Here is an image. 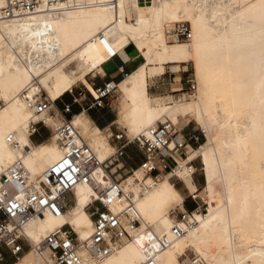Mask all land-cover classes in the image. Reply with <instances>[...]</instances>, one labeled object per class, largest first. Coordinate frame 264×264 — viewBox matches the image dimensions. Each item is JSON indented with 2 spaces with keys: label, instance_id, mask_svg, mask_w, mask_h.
I'll return each instance as SVG.
<instances>
[{
  "label": "bare ground",
  "instance_id": "bare-ground-1",
  "mask_svg": "<svg viewBox=\"0 0 264 264\" xmlns=\"http://www.w3.org/2000/svg\"><path fill=\"white\" fill-rule=\"evenodd\" d=\"M132 1L151 13L150 17L140 14L136 28L126 20L125 0H89L54 12L42 0L40 11L0 22V176L20 159L32 182L38 184L63 156L54 136L34 145L30 128L36 118L37 122L47 121L49 127L54 123V131L64 120L55 122L64 117L58 108L53 111L56 106L51 112L35 115L28 98L36 99L45 90L55 102L79 81L96 95L86 80L88 71L80 68V74L75 75L69 68L79 61L97 60L102 54L111 58L112 54L131 52L139 66L123 83L115 84L128 99L122 120L134 134L129 137L141 136L170 114L179 125L194 119L207 141L192 151L193 160L188 161L201 157L207 213L200 216L196 212L198 226L174 239L169 213L183 205V195L170 182L171 175L138 195L137 180L142 175L135 170V175L125 178L124 186L137 194L141 220L149 227L169 230L160 235L152 231L145 241L125 242L104 261L82 251L83 264H143L149 260L181 264L179 258L189 250L207 264H264V0ZM178 23L191 24L193 37L187 43L170 44L167 26ZM129 42L136 45L140 56L127 46ZM184 63L194 65L198 80L195 98L172 107L151 98L152 68ZM171 120L167 119L173 123ZM72 122L100 161L114 154L102 130L85 113ZM188 161L176 170L182 182L193 177L186 169ZM96 176L101 185L109 182L103 170ZM96 195L92 186L78 185L73 208L60 217L45 212L33 219L24 230L33 250L20 264H39L34 260V248L66 225L82 243L87 242L94 227L86 209ZM140 226L131 241L137 239ZM163 236L171 239L166 250L159 245ZM155 239L158 248L151 246Z\"/></svg>",
  "mask_w": 264,
  "mask_h": 264
},
{
  "label": "built area",
  "instance_id": "built-area-1",
  "mask_svg": "<svg viewBox=\"0 0 264 264\" xmlns=\"http://www.w3.org/2000/svg\"><path fill=\"white\" fill-rule=\"evenodd\" d=\"M89 0H46V7L54 12L61 7L80 6ZM42 0H0V22L13 18L25 17L40 11ZM169 42L191 41L192 29L188 23H178L167 29ZM119 57L112 54L111 60ZM128 77V74L124 76ZM114 81H106L101 86L92 83L96 95L92 101L80 93L78 98L88 102V109L110 108V99L114 98L117 88ZM187 89L184 96L195 97L197 85L194 79L186 80ZM60 100V99H59ZM52 101L43 93L36 99H27L28 107L35 115L51 112L57 102ZM74 104L78 103L74 98ZM2 103L0 101V108ZM58 107V106H57ZM59 109V108H58ZM64 122L53 131L47 121L32 123L31 138L40 134L41 129L48 130L51 137H55L63 156L54 163L44 174L38 184L32 182L29 171L22 160L15 161L5 169L0 176V264H6L8 259L19 261L32 246L24 234L25 227L36 217L45 212L55 217L66 213L74 204L73 192L78 185L92 186L97 195L87 207L86 211L93 223L91 238L82 243L73 228L66 225L50 233L44 241L34 248V252L43 264H83L82 251L87 252L94 260L104 261L110 257L125 242L133 239L134 233L141 225V216L137 209V194L128 191L124 186L123 176L117 177L118 172H127L124 176L135 175V169L126 168L121 161L128 157V150L136 148L143 160L137 169L142 172V179L137 180L138 195H144L156 187L167 175L172 180L181 182L176 170L179 161H188L187 147L201 145L204 132L196 134L194 131L186 133L177 130L169 121L161 122L148 128L139 137L130 138L121 131L110 132L108 139L114 146V154L105 162L100 161L97 154L87 144L80 132L74 126L72 106L64 104L59 109ZM16 148L19 147L12 138L8 140ZM196 161V160H195ZM195 161H188L187 171L195 177L197 168ZM103 170L109 182L101 185L97 179V172ZM196 207L193 211L174 210L171 215L175 224L171 229L174 239H181L198 226L195 213L204 215V205H200L199 194L192 195ZM162 250L171 246L168 236L159 238ZM143 264H156L149 260ZM186 264H207L198 257H193Z\"/></svg>",
  "mask_w": 264,
  "mask_h": 264
},
{
  "label": "rangeland",
  "instance_id": "rangeland-1",
  "mask_svg": "<svg viewBox=\"0 0 264 264\" xmlns=\"http://www.w3.org/2000/svg\"><path fill=\"white\" fill-rule=\"evenodd\" d=\"M125 2H126V10H125L126 20L131 26H133L135 28L137 27L136 24H137V21H138V18L140 16V14H143L145 17H150L151 13H150L148 8H141L139 6H136L135 3L132 0H125ZM238 7L240 8L239 5H234L235 9H238ZM188 25L191 26V24H189V23H188ZM169 28H170V26H167V29H169ZM167 40H168V38H167ZM168 42H169V40H168ZM180 42L187 43L185 41H180ZM169 43L170 44H174L175 42H169ZM127 46H132L141 55L140 51L137 49V47H136V45L134 43L129 42L127 44ZM110 60H111V58L108 55L102 54L100 56V58H98L97 60H89L87 63L86 62L82 63L81 61L76 62L75 64H73L69 68L68 71H70L71 73L73 72V74H75V75H79L80 72H81L80 68H82V71L83 70L88 71V75L86 77V80L91 85H92V83H94L96 86H99L102 83L103 80L105 81L107 79L106 75H109L107 68L109 67L108 64L110 62H107V61H110ZM175 66H178L179 68L180 67L181 68L179 69V68H176ZM151 72H152V78L153 79L151 78L152 80H150V85L149 86H152L159 79L164 80L166 86L167 85L169 86L168 89H166L165 95H162V96L154 95L153 91L149 90V92H150L149 95L151 96V98H153V99H154V97L162 98L161 100H162L164 105L172 107V106H175L176 104H179L180 102H183L185 99H188V100L192 99V98H188L187 96H184V94H185L184 91L187 89L186 80L189 79V78L194 79L196 81L197 91H198V80H197V77H196L194 65L192 63H184V64H180V65L173 64V65H166V66H163V67H154V68H152ZM133 73H134L133 70H131L129 75L133 74ZM172 84L175 85V86H173L174 88H172V86H171ZM181 84L183 85V87L181 86ZM172 90H175L177 92H173L172 93ZM117 91L118 92L116 93L114 98L110 99V102H111V105H114V108L116 109V111H117L116 107H118L120 109V122L127 128H125L121 124H118V125L121 127L122 131H124L128 136L130 134L134 135V134H132L130 132L129 127L122 120V116H123L124 112L128 108V99L120 91L119 88L117 89ZM80 93L86 95L87 100L92 101V96H91L90 92L85 88L84 84L81 81L77 82L76 85L74 86V88L72 89V91L67 93L64 97H71V96H76L77 97L78 94H80ZM43 94L44 95H48L45 90H43ZM196 94H197V92H196ZM64 97H62V98H64ZM62 98H60V99H62ZM193 98H195V97H193ZM59 105L61 106V103H59ZM53 111L57 112V106L53 108ZM170 117H171V114L168 115V116L163 117L158 122H165V121H167V119L171 120ZM62 120H63L62 118H59V120L56 121L55 124L62 123ZM37 121H38V119L35 118V120H33L32 123H35ZM54 126H55L54 123H51L50 124V129L53 130ZM175 126H176L177 130H183L184 129V131L186 133L194 131L196 134H201V133L204 132V130L196 123V121L194 119H191L188 124L187 123L186 124L184 123V124H181V125L175 124ZM46 131L48 132V130H46ZM102 132H103V137L105 139H107L109 141V143H110V140L108 139L110 131H102ZM48 133H49V136H48V138L45 141H47L50 138H52L51 135H50V132H48ZM204 134H205V132H204ZM130 138H133V137L130 136ZM31 141H32V143L34 145L40 144V143H36L35 142V137L31 138ZM206 141L207 140H206V134H205V137L202 138V141H201L200 144L203 145L204 143H206ZM201 145H199L197 147H194V148L191 147L190 145L187 147L186 150H187V153H188V160L189 159L193 160V157H194L193 154L194 153L192 151L193 150H197ZM132 151L133 152L129 153V160L125 159L127 161V163H125L124 160H122L121 162L123 164H126V168L128 170L130 168L138 170L137 168H138L140 162L143 160L144 157L136 148H132ZM194 161H195L196 168H197V171H198L195 177H192L191 179H187L184 182H182L181 180H180L181 182H179L177 180H172V181L170 180V182L180 191V193L183 195L184 199L187 196L189 197L188 200H187L189 204L194 203V201L189 196L190 192L195 194L197 192V190H198V194L200 195V198H201V200H199L200 201L199 203H200V205H204L205 204V206H204V214H206L208 206L206 204V200L205 199H206L207 193L205 191V175H204V171H203V165H202L201 157L194 158ZM184 162L185 161H179V167H181L182 166L181 163H184ZM125 171L126 170H124L123 172H118L117 173V177H119L121 175V176L124 177L123 180H125L126 177L124 175L127 174V172H125ZM139 174L142 175V172H140ZM195 183L197 184L198 187H196ZM72 201L74 202V204L68 209V211L76 205V202L74 201L73 196H72V200L70 199L69 202H72ZM180 209H184V206L182 205V206H178V207H173L170 210L169 214H170V218L173 221V224H175V221H174V217H173V215H171V213L174 210H180ZM198 215L203 216L200 213H198ZM149 226L150 225H146L141 220V226H140V229H139V233H138V235L136 237L137 239L136 240L134 239L133 241H130L128 243H136V242H138L140 240H144L145 241L150 236L152 231H154L156 235H160L164 231L169 230V228H165V227L159 229L157 226L156 227H149ZM151 246L152 247L157 246L156 239L151 241ZM155 248H158V246L155 247ZM32 250H33V248L32 249L29 248L26 251L25 255L30 253ZM155 251H158V249H155ZM24 256L22 258H24ZM195 256H196V254L192 250H189V251L186 252L185 255H183L182 257L179 258V261H180L181 264H186L190 259H192ZM20 260L16 261V262L13 261L12 264H20ZM34 260H35V263L43 264V262L40 260V258H38L36 256V254L34 255Z\"/></svg>",
  "mask_w": 264,
  "mask_h": 264
},
{
  "label": "crops",
  "instance_id": "crops-1",
  "mask_svg": "<svg viewBox=\"0 0 264 264\" xmlns=\"http://www.w3.org/2000/svg\"><path fill=\"white\" fill-rule=\"evenodd\" d=\"M118 55H119V57L115 58L114 60L107 61V62H110L108 64L109 67L107 68L109 75H106L107 79L105 81L103 80L99 86H101L104 82L111 81V80L114 81L116 83V85L118 86L125 81V79L127 77L124 79V76L126 74H128V76H129V73L131 72V70H133V72H134V70H136L138 68L139 65L137 64L136 59L131 52L129 53V52L124 51L123 53H119ZM139 56H140V54H139ZM175 67L179 68L178 66H175ZM152 79H150V80H152ZM150 80H149V85H150ZM149 85H148V91L151 90V91H153L154 95H158V96L165 95L166 89H168V87H169L168 85L166 86L165 81L162 79L157 80L152 86H149ZM171 86H172V88H174L173 86H175V85L172 84ZM181 86L183 87L182 84H181ZM117 89H118V87H117ZM173 92H177V91L172 90V93ZM78 96H79V94H78ZM78 96L77 97L76 96L64 97L57 102V106H58L57 108H59L60 110L63 109L64 104L72 106V114L67 116L68 119H71L73 116L75 117L77 115L85 113L87 115L88 119L91 121V123L93 125L97 126L102 131H110V132H113L114 134L122 131L121 127L118 125V124L123 125L120 122V109L118 107H116L117 111L114 108V105H111L110 108L89 110L88 109L89 103L86 102L84 98H78ZM74 98H77V100H78L77 104H74V102H73ZM154 98H159V97H154ZM159 99H162V98H159ZM59 103H61V106L59 105ZM125 128H127V127H125ZM48 136H49V133L45 129H41L40 134L35 137V142L36 143H42L43 141H45L48 138ZM131 152H133L132 149H129L128 150V157L125 159L129 160V153H131ZM125 159H123V160L125 163H127V161ZM195 185H196V187H198L196 183H195ZM196 193L198 194V190ZM190 194L195 195L191 192H190ZM188 198L189 197L187 196L184 199V203H183L184 209H180V210L183 211V210L187 209L189 211H193L195 209V207H196L195 203L189 204L187 201ZM12 263H13V260H11V259H8L6 262V264H12Z\"/></svg>",
  "mask_w": 264,
  "mask_h": 264
}]
</instances>
